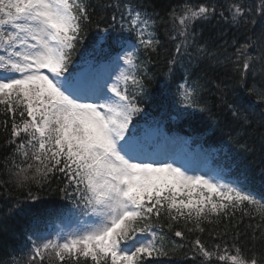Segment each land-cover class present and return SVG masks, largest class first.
<instances>
[{
  "label": "snow or ice",
  "instance_id": "6c2138e0",
  "mask_svg": "<svg viewBox=\"0 0 264 264\" xmlns=\"http://www.w3.org/2000/svg\"><path fill=\"white\" fill-rule=\"evenodd\" d=\"M96 8L98 38L76 64ZM161 26L172 43L164 75L181 80L170 119L207 108V74L222 69L211 83L237 141L248 127L264 128V0H185L164 15L139 0H0V127L12 148L0 185L55 182L74 218L72 227L32 230L14 264H157L178 255L264 264V252L248 254L238 242L247 218L244 234L264 244V188L246 170L205 171L186 153L178 159L169 147L183 152L187 141L166 135L158 120L137 119L147 115V65L163 46ZM109 41L119 45L115 56ZM241 148L249 151L246 141ZM38 199L29 191L9 211ZM205 233L221 243L207 246Z\"/></svg>",
  "mask_w": 264,
  "mask_h": 264
},
{
  "label": "trees",
  "instance_id": "16d2710c",
  "mask_svg": "<svg viewBox=\"0 0 264 264\" xmlns=\"http://www.w3.org/2000/svg\"><path fill=\"white\" fill-rule=\"evenodd\" d=\"M91 2L95 5L98 0H91ZM99 2L103 3L106 0H99ZM139 2L154 5L161 12V15H164L171 7L181 5L185 0H139ZM188 2L197 3L199 0H188ZM100 14L101 9L96 8L93 12L94 23L90 26V30L80 46V51L74 55L76 64L81 62L82 54L93 51L92 45L98 38L95 22ZM104 26L101 23V28ZM159 34L163 46L158 50V55L151 56L152 62L147 65L149 75L152 77L150 83H148L147 103L142 105L145 107L147 115L137 117V119L151 121V119L163 116L166 132L177 135H190L191 144L202 147L210 159L221 169H229L231 165L230 170L234 173L246 170L253 187L257 190L264 188V176L260 175L261 169L264 168V139H262L264 128L258 126L248 127L243 130V136L237 141L235 138L236 131L234 130L237 129V125L233 123L230 113L221 104L215 86L211 83L212 81L219 82V79L224 78L225 74L222 69H216L207 74L206 78L210 83L201 93V104H207V108L189 109L191 115L184 116L179 120L170 119V111L179 107L177 104V86L181 80L179 77L169 80L164 75L167 71L165 65L168 53L172 50V43L165 36L163 26L159 28ZM228 35L231 36V30H228ZM106 46L111 49L107 55L112 56L119 50V45L112 44L111 41ZM107 55L99 53L98 58L105 60ZM141 59L147 58L141 56ZM4 119L0 115V123ZM6 139L4 130L0 127V179H7L3 164L5 157L12 151V148L6 145ZM245 141L249 151L241 148ZM60 186L62 187V185ZM56 188L57 183L55 182L50 187L46 185L42 189L36 185H33L30 189H15L7 185H0V264H14V261L21 255V248L25 243L26 235L31 234L32 230L40 233L44 231L47 223L60 217L57 215L62 212L61 207L69 206V203L62 199V194L54 191ZM29 191L38 196L39 199L26 201L18 209L10 212L9 210L13 205L18 200H23ZM249 222L245 218L240 225L241 236L238 242L248 254H251L252 251L260 254L264 252V244L259 241H252L250 231L247 235L244 234L245 225ZM256 222V220L251 221L253 224ZM195 238V234L189 237L190 240ZM176 239L180 242L178 238ZM201 239L209 247L221 243L220 240L210 238L207 233L202 234ZM225 239L231 242V233ZM157 264H193V262L187 260L183 255H178L160 258Z\"/></svg>",
  "mask_w": 264,
  "mask_h": 264
},
{
  "label": "rangeland",
  "instance_id": "374dc122",
  "mask_svg": "<svg viewBox=\"0 0 264 264\" xmlns=\"http://www.w3.org/2000/svg\"><path fill=\"white\" fill-rule=\"evenodd\" d=\"M108 71H112V68L109 67ZM191 150V149H190ZM169 151H175L176 153H178V159L182 158L185 156V153L187 154V159L194 161V165L195 167H199V168H203L205 171H207L208 169H213L211 167V165H209L208 163L205 162V160L203 159L202 155H200L198 152L196 151H186L184 150L183 152H181L180 150V146H170L169 147ZM199 174H204V172H200ZM74 225V218L68 216L67 218H65L64 220H62V222L56 224L54 226L55 230H57L58 226H64V227H72ZM53 231V232H54Z\"/></svg>",
  "mask_w": 264,
  "mask_h": 264
}]
</instances>
